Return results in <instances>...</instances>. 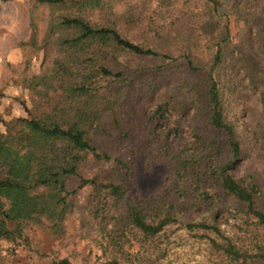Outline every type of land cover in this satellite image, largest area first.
<instances>
[{
    "label": "trees",
    "instance_id": "16d2710c",
    "mask_svg": "<svg viewBox=\"0 0 264 264\" xmlns=\"http://www.w3.org/2000/svg\"><path fill=\"white\" fill-rule=\"evenodd\" d=\"M117 1L38 0L59 15L33 110L0 131V241L31 224L56 264H264V0ZM140 158L164 168L145 195Z\"/></svg>",
    "mask_w": 264,
    "mask_h": 264
},
{
    "label": "rangeland",
    "instance_id": "374dc122",
    "mask_svg": "<svg viewBox=\"0 0 264 264\" xmlns=\"http://www.w3.org/2000/svg\"><path fill=\"white\" fill-rule=\"evenodd\" d=\"M225 3L227 0H223ZM117 7L124 9L126 2L117 1ZM58 11L38 0H11L0 2V74L3 82L0 86V131L7 132L4 123L12 124L18 118H27V110H33L34 97L29 89L33 77L41 74L52 52H45L43 41L52 19ZM34 26V27H33ZM33 31L37 33V46L29 43ZM263 32V31H261ZM264 34V32H263ZM244 100L258 112L262 111V97L258 93L245 92ZM131 145H123L118 153L135 147L136 139ZM128 149V150H127ZM102 168V167H101ZM97 169L86 168L82 175L89 177ZM245 165L236 175L244 174ZM164 168L149 165L144 158L137 161L134 175L133 194L145 195L156 188L162 180ZM25 237L28 243L20 240L17 244L0 241V252L5 264H56L71 253H59V240L49 235L40 227L27 224Z\"/></svg>",
    "mask_w": 264,
    "mask_h": 264
},
{
    "label": "crops",
    "instance_id": "0c3cea01",
    "mask_svg": "<svg viewBox=\"0 0 264 264\" xmlns=\"http://www.w3.org/2000/svg\"><path fill=\"white\" fill-rule=\"evenodd\" d=\"M3 82V78H2V74H0V86L2 85Z\"/></svg>",
    "mask_w": 264,
    "mask_h": 264
}]
</instances>
